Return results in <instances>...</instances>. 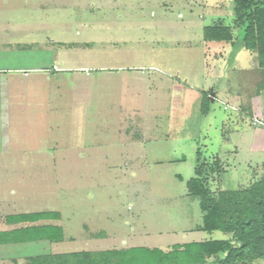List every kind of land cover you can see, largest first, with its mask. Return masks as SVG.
Wrapping results in <instances>:
<instances>
[{
	"label": "rangeland",
	"instance_id": "1",
	"mask_svg": "<svg viewBox=\"0 0 264 264\" xmlns=\"http://www.w3.org/2000/svg\"><path fill=\"white\" fill-rule=\"evenodd\" d=\"M234 1L0 0L45 65L0 160V231L25 226L7 216L40 212L57 218L30 225L62 229L60 241L0 246V264L227 238L196 230L187 182L196 152L219 160L214 194L264 178V60L242 47ZM217 23L233 43L205 39Z\"/></svg>",
	"mask_w": 264,
	"mask_h": 264
},
{
	"label": "trees",
	"instance_id": "2",
	"mask_svg": "<svg viewBox=\"0 0 264 264\" xmlns=\"http://www.w3.org/2000/svg\"><path fill=\"white\" fill-rule=\"evenodd\" d=\"M234 25L241 29V45L264 60V0H235ZM207 41L233 43L228 27L221 23L204 28ZM264 89V79L261 81ZM204 94L201 111L206 114L209 98ZM194 177L187 182L188 196L198 199L202 222L197 231L220 232L224 239H209L174 245L168 251L159 248H128L100 252H82L34 260V264H252L264 261V178L237 189L218 188L214 194L207 177L223 170L219 160L202 161L197 154ZM57 218L52 212L7 216L5 223L25 226L0 232V245L29 241H60L62 229L55 225H30ZM42 261V262H41Z\"/></svg>",
	"mask_w": 264,
	"mask_h": 264
},
{
	"label": "crops",
	"instance_id": "3",
	"mask_svg": "<svg viewBox=\"0 0 264 264\" xmlns=\"http://www.w3.org/2000/svg\"><path fill=\"white\" fill-rule=\"evenodd\" d=\"M14 19L12 12L0 11L1 161L7 156L9 158L12 157V147L16 144L15 133L20 132L21 134L24 129L23 124L27 123L25 122V117L28 104L26 102L23 105V100H27L30 95L38 96V92L29 91V84L34 79L32 74L38 75L40 70L45 68L44 63L40 62L38 42L31 43L33 45L31 48L34 51L28 52L29 44L19 37L20 34L27 31L23 30L22 24L15 23ZM52 66L55 65L53 64ZM45 73H49V71L47 70ZM0 246H8V244Z\"/></svg>",
	"mask_w": 264,
	"mask_h": 264
},
{
	"label": "built area",
	"instance_id": "4",
	"mask_svg": "<svg viewBox=\"0 0 264 264\" xmlns=\"http://www.w3.org/2000/svg\"><path fill=\"white\" fill-rule=\"evenodd\" d=\"M51 70L54 71V72L59 71V69L56 66H52V69Z\"/></svg>",
	"mask_w": 264,
	"mask_h": 264
},
{
	"label": "water",
	"instance_id": "5",
	"mask_svg": "<svg viewBox=\"0 0 264 264\" xmlns=\"http://www.w3.org/2000/svg\"><path fill=\"white\" fill-rule=\"evenodd\" d=\"M209 93H210V95H209L210 101H212V100H213V99L211 98V96H212V91L209 90Z\"/></svg>",
	"mask_w": 264,
	"mask_h": 264
}]
</instances>
